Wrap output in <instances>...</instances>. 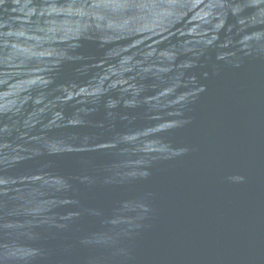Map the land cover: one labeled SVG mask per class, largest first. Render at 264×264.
<instances>
[{"label":"water","instance_id":"obj_1","mask_svg":"<svg viewBox=\"0 0 264 264\" xmlns=\"http://www.w3.org/2000/svg\"><path fill=\"white\" fill-rule=\"evenodd\" d=\"M0 264H264V0H0Z\"/></svg>","mask_w":264,"mask_h":264}]
</instances>
